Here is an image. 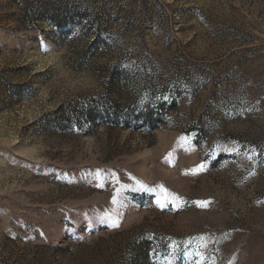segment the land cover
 I'll list each match as a JSON object with an SVG mask.
<instances>
[{"label": "rangeland", "instance_id": "obj_1", "mask_svg": "<svg viewBox=\"0 0 264 264\" xmlns=\"http://www.w3.org/2000/svg\"><path fill=\"white\" fill-rule=\"evenodd\" d=\"M0 264H264V0H0Z\"/></svg>", "mask_w": 264, "mask_h": 264}, {"label": "snow or ice", "instance_id": "obj_2", "mask_svg": "<svg viewBox=\"0 0 264 264\" xmlns=\"http://www.w3.org/2000/svg\"><path fill=\"white\" fill-rule=\"evenodd\" d=\"M115 226H118V225H115Z\"/></svg>", "mask_w": 264, "mask_h": 264}]
</instances>
